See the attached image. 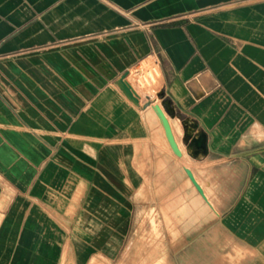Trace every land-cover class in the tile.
<instances>
[{"label":"crops","instance_id":"0c3cea01","mask_svg":"<svg viewBox=\"0 0 264 264\" xmlns=\"http://www.w3.org/2000/svg\"><path fill=\"white\" fill-rule=\"evenodd\" d=\"M150 183L176 264H264V0H0V264H84Z\"/></svg>","mask_w":264,"mask_h":264},{"label":"rangeland","instance_id":"374dc122","mask_svg":"<svg viewBox=\"0 0 264 264\" xmlns=\"http://www.w3.org/2000/svg\"><path fill=\"white\" fill-rule=\"evenodd\" d=\"M168 190L162 185V190L154 193L150 183L145 185L142 195H130L131 212L127 216V225L123 222L116 226L115 217L112 218L111 247L105 248L103 244L102 247H96L89 236L77 230L69 231V236L79 237L82 246L85 245L87 260L84 264H176L174 249L168 246L166 228L170 213H174V207L180 202L181 195H166ZM112 219L107 220L109 224ZM97 239L99 244L101 238ZM69 253L70 258L66 264H79L74 262L72 248Z\"/></svg>","mask_w":264,"mask_h":264},{"label":"water","instance_id":"95a60500","mask_svg":"<svg viewBox=\"0 0 264 264\" xmlns=\"http://www.w3.org/2000/svg\"><path fill=\"white\" fill-rule=\"evenodd\" d=\"M155 110L158 112V115L160 116L163 124H164V127H165V130H166V134L168 136V140L174 150V152L178 155H181V150L175 140V137H174V134H173V131H172V127H171V124H170V121H169V118L166 114V112L164 111V109L161 107V105L159 104H156L154 106ZM187 172L190 176V178L192 179V181L194 182V184L197 186V188L201 191V187L200 185L196 182L192 172L187 169Z\"/></svg>","mask_w":264,"mask_h":264},{"label":"bare ground","instance_id":"6f19581e","mask_svg":"<svg viewBox=\"0 0 264 264\" xmlns=\"http://www.w3.org/2000/svg\"><path fill=\"white\" fill-rule=\"evenodd\" d=\"M146 69H147V67L145 68V70ZM128 75H127V77H128ZM126 78H123L121 80V84L118 86V89L120 90V92L123 93V95H125L129 99V101H131L136 107H138V105H140V101L138 98L135 97L132 90L126 85V83L124 81Z\"/></svg>","mask_w":264,"mask_h":264}]
</instances>
